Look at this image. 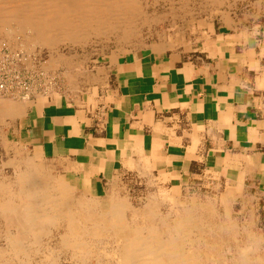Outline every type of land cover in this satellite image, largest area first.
<instances>
[{"label": "bare ground", "instance_id": "obj_1", "mask_svg": "<svg viewBox=\"0 0 264 264\" xmlns=\"http://www.w3.org/2000/svg\"><path fill=\"white\" fill-rule=\"evenodd\" d=\"M193 1L177 0L174 16L193 18ZM203 1L199 8L212 9L199 34L216 18L237 24L264 12V0H252L255 10L240 15L214 9L221 0ZM151 18L164 17L147 15L142 0H0V264H264L259 201L234 182L216 183L202 196L204 190L191 188L179 194L153 177L140 183L148 192L137 202L130 185L112 183L96 195L58 176L39 152L5 132L8 113L15 118L31 100L58 92L50 67L61 63L32 59L43 51L37 48L55 51L96 37L127 40ZM173 38L161 36L148 47L162 51ZM63 63L72 88L92 76V65L81 59Z\"/></svg>", "mask_w": 264, "mask_h": 264}, {"label": "crops", "instance_id": "obj_2", "mask_svg": "<svg viewBox=\"0 0 264 264\" xmlns=\"http://www.w3.org/2000/svg\"><path fill=\"white\" fill-rule=\"evenodd\" d=\"M201 29L193 47L173 38L98 56L78 88L8 113L6 134L96 195L153 177L177 193L234 182L258 199L264 228V21Z\"/></svg>", "mask_w": 264, "mask_h": 264}, {"label": "rangeland", "instance_id": "obj_3", "mask_svg": "<svg viewBox=\"0 0 264 264\" xmlns=\"http://www.w3.org/2000/svg\"><path fill=\"white\" fill-rule=\"evenodd\" d=\"M200 1H202V0H200ZM200 1L195 0L190 4L191 10L194 12V17L186 20V19H182V17H183L182 15H178L177 17L174 16V13H175L174 8L175 7H177L176 9L179 8L177 6V0H161V1L160 0H142L143 9L147 13V15L151 16L152 14L159 13V14H163L164 18L159 20V21L153 20V18H151L149 23L141 24L140 25L141 26L140 33L136 37L130 38L127 40H122V39L120 40L117 37H112L111 40H107V41L105 38H97L96 37V38L89 39L88 41H85V42H77V43L70 42L68 44H61L58 46V48L55 51H51L49 48H37L38 50L43 49V51H34V55H33L32 59L39 60L42 62H48V59H49L51 61L56 60V61H59L61 63V65H59L60 67L58 66V64L50 67V70H51V76L50 77H51L52 82L54 83V87L56 86L55 87L56 90L55 89L54 90L59 92V90L61 89L59 86H62V85L67 86L68 85V81L66 80L67 77L65 75V73L67 72L66 70L68 69V66L64 65V63L62 64V62L64 60H72L74 63H78V60L81 59V60H83V62L86 63V66L88 67V66L92 65V63L97 59L98 56H101L102 54L110 53L111 51H114V52L117 51L118 53L149 51L150 48H152V47L149 48L148 45L158 41L161 38V36L163 38L164 37L169 38L170 36H176L179 43L182 41V43L190 44L189 46L193 47L197 42L196 36L199 34V31H197L196 29L199 28V25H205L206 14L208 12H210L212 9L210 4H209L208 6L203 7V9H206L205 12L201 11L203 9H201L199 7L204 6V1L202 3H200ZM231 1H233V0H231ZM222 2H224V3H222ZM253 8H254V5H253L252 0H244V1L239 0L233 4H230L228 0H221V3L217 4V6L215 5V7H214V9L231 10L232 12H234L235 15H240V13L244 14V12H246V11H247V13H250L251 10H253V11L255 10ZM199 13H201V16H199ZM250 17L252 19L254 18V16H251V15L249 16V18ZM255 18H259L260 21H262V19H263V21H264V12L261 16H258ZM185 24H187V26ZM188 25H190V27ZM195 26H196V28H195ZM187 30H188V32H187ZM193 31H196V32H193ZM160 34H162V35H160ZM1 52H4V51H0V53ZM86 59H87V61H86ZM89 61H90V63H89ZM55 68H57V69H55ZM63 71H64V73H63ZM61 80H63V81H61ZM24 81H26L25 83H28L30 80L24 79ZM11 87L12 86H8L9 91H10ZM27 91H28V89H24L23 93H25ZM41 160H43V159H41ZM45 162L50 163L54 172L58 171L56 169L60 166V163H59L60 160L47 159V160L42 161L43 164H45ZM7 171H10V169ZM54 176L57 179H59L61 177V176L58 177L59 174H58V176L56 174ZM129 189L133 193V195H135V196L137 195L136 198H138V197L140 198L141 194L147 195V192H148V190H146V188H145V185H140V184H134L133 186L129 187ZM203 190L204 191L201 192V193H203L202 196H204V194L207 193V192H205V189H203ZM191 192L197 193L196 190H192ZM179 194H181V193H179ZM139 198L136 199L135 201L136 202L140 201Z\"/></svg>", "mask_w": 264, "mask_h": 264}]
</instances>
